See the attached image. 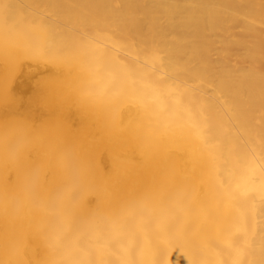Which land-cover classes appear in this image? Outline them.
I'll return each mask as SVG.
<instances>
[{
    "label": "bare ground",
    "instance_id": "obj_1",
    "mask_svg": "<svg viewBox=\"0 0 264 264\" xmlns=\"http://www.w3.org/2000/svg\"><path fill=\"white\" fill-rule=\"evenodd\" d=\"M0 264H264V0H0Z\"/></svg>",
    "mask_w": 264,
    "mask_h": 264
}]
</instances>
